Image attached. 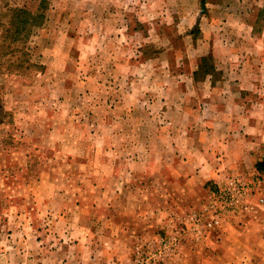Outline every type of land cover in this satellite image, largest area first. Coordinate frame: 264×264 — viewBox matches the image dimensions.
Instances as JSON below:
<instances>
[{
  "label": "rangeland",
  "instance_id": "rangeland-1",
  "mask_svg": "<svg viewBox=\"0 0 264 264\" xmlns=\"http://www.w3.org/2000/svg\"><path fill=\"white\" fill-rule=\"evenodd\" d=\"M21 7L43 17L15 39ZM102 14L123 31L100 50ZM141 63L195 68L198 81L254 75V64L262 76L264 0H0V264L28 251L35 264H264V232L243 228L260 189L248 209L223 198L234 177L253 186L264 159L250 175L191 177L156 111L126 97Z\"/></svg>",
  "mask_w": 264,
  "mask_h": 264
},
{
  "label": "crops",
  "instance_id": "crops-1",
  "mask_svg": "<svg viewBox=\"0 0 264 264\" xmlns=\"http://www.w3.org/2000/svg\"><path fill=\"white\" fill-rule=\"evenodd\" d=\"M108 15L102 14L100 16L102 23L98 24L101 26L98 31L100 36L98 38H101V42L98 41L100 50L108 49L107 46H102L107 38L118 40L123 31L117 18L111 17L110 25L108 21L103 24L105 17L107 19L110 17ZM126 48L122 41L114 42V45L109 47L113 51ZM213 49L215 50L214 46L212 51ZM228 50L231 51L230 48ZM126 62L128 64V60ZM141 65L134 78H131L133 92L129 91L126 97L147 100L146 113L150 116L156 111L155 116L161 118L159 130L171 135L174 157L177 162L186 164L191 177L218 181L232 173L250 175L258 170L264 159V74L260 76V67L256 68L254 64V75H248L245 68H239L236 75L222 74L218 79L208 75L204 80L198 81L193 76L197 71L195 68L190 76L177 71L162 75V68L156 65L151 66L152 69L145 66L146 64ZM201 83L204 88L196 93L197 96L183 98L184 92L193 93V87L196 88V84ZM159 84L162 85L161 88ZM167 84H170V87ZM144 88L149 92L146 94L147 97L141 95ZM77 146L78 144L69 145L74 149ZM46 173L56 174L48 171ZM40 191L42 195H53L56 188ZM261 196H264V183L260 187ZM247 212L250 215L245 216L243 228L254 230L255 235L253 237L251 235L250 239L258 240L260 229L264 232V224L255 223L254 226L251 224L256 221L264 223V204L257 203ZM250 216L253 219L250 220ZM234 228L228 231L239 229ZM239 232L236 236H241L242 231ZM18 252L16 250V256ZM259 254L260 251L251 253L248 257L256 255V259H259ZM38 255L36 252L28 251L25 253L28 260L22 263L23 254L20 253L14 264H35Z\"/></svg>",
  "mask_w": 264,
  "mask_h": 264
},
{
  "label": "built area",
  "instance_id": "built-area-1",
  "mask_svg": "<svg viewBox=\"0 0 264 264\" xmlns=\"http://www.w3.org/2000/svg\"><path fill=\"white\" fill-rule=\"evenodd\" d=\"M264 182V173H260V176L256 178L253 183V186H249L244 180L239 178H232L230 182L227 184L223 192V198L228 200V206L233 208L232 210H243L249 208L248 196L254 194L260 189L262 183ZM264 204V196H261L258 204ZM221 216L215 214L212 219L209 221V226H215L220 224Z\"/></svg>",
  "mask_w": 264,
  "mask_h": 264
},
{
  "label": "trees",
  "instance_id": "trees-1",
  "mask_svg": "<svg viewBox=\"0 0 264 264\" xmlns=\"http://www.w3.org/2000/svg\"><path fill=\"white\" fill-rule=\"evenodd\" d=\"M42 3H43V1H42ZM38 12H37V14H35L36 12L29 11L25 7L16 8L14 10L11 22L14 23V24L20 23V24H22V26H20L19 24L18 25L16 24V29L13 30L12 33L10 32L7 36H15V39H17V37L19 35H25L24 32L26 31V29L28 27L32 26L33 23H37V25H39L40 22H39L38 19L43 17V14L40 12V10ZM9 31H10V29H8L7 32H9ZM205 59H206V57H205ZM205 59L203 61H205ZM32 66L33 65H31V64H27L25 66V68L30 69V67H32ZM1 68L2 69H10L12 67L11 66H5V68H4V66L1 65ZM3 73H7V72H3Z\"/></svg>",
  "mask_w": 264,
  "mask_h": 264
}]
</instances>
